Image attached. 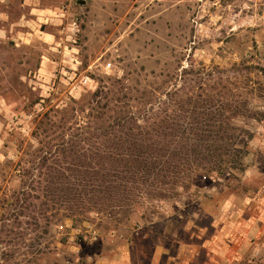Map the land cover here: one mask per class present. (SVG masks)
I'll use <instances>...</instances> for the list:
<instances>
[{"label":"rangeland","instance_id":"rangeland-1","mask_svg":"<svg viewBox=\"0 0 264 264\" xmlns=\"http://www.w3.org/2000/svg\"><path fill=\"white\" fill-rule=\"evenodd\" d=\"M79 1L42 0L40 7L52 11L50 20L34 24L35 30L22 26L23 34L14 27L0 43V264H93L128 244L136 263L148 264L145 254L135 253L144 249L150 255L155 244L163 243L173 256L181 239L199 246L192 264L263 263L264 0ZM17 12H11L10 23H16ZM73 21L78 26L74 37ZM72 57L80 64H72ZM201 74L221 82L233 106L243 104L248 87L258 88V97L250 96L258 121L245 117L233 122L255 133L245 173L181 188L154 207L137 206L122 222L93 214L73 220L61 215L51 217L50 234L41 235L36 224L46 221L39 212L21 218L17 229L13 217L7 220L6 200L21 191L20 174L31 167L36 150L44 142L63 141L53 131L38 133L40 121L47 122L43 115L57 112L62 118L72 102L118 80L140 97L177 82L185 92H197ZM39 99L43 101L35 105ZM135 106L140 107L138 102ZM57 155L64 160L61 152ZM6 228H14L20 237L6 238ZM211 238L206 248L204 242ZM222 238L229 240V254L223 253ZM207 250L212 260L205 258Z\"/></svg>","mask_w":264,"mask_h":264},{"label":"trees","instance_id":"trees-1","mask_svg":"<svg viewBox=\"0 0 264 264\" xmlns=\"http://www.w3.org/2000/svg\"><path fill=\"white\" fill-rule=\"evenodd\" d=\"M196 78L197 92H185L177 82L165 91H144L141 97L118 80L72 102L62 118L57 112L43 115L47 122L40 121L38 133L53 131L63 141L44 142L36 150L31 167L20 174L21 191L6 200L7 220L13 217L17 229L21 218L39 212L46 221L36 224L41 235H49L51 217L61 215L73 220L93 214L122 222L137 206L154 207L181 188L245 173L255 133L233 122L245 117L258 121V111L250 106L258 88L248 87L243 104L233 106L221 82L210 74ZM45 123L49 129H42ZM4 233L20 237L14 228Z\"/></svg>","mask_w":264,"mask_h":264},{"label":"crops","instance_id":"crops-1","mask_svg":"<svg viewBox=\"0 0 264 264\" xmlns=\"http://www.w3.org/2000/svg\"><path fill=\"white\" fill-rule=\"evenodd\" d=\"M40 2L42 0H19L17 5H15L14 0H0V43L2 39L7 38V34L13 31V28L16 27V32L18 34H23L22 26L26 25L35 30L34 24L37 25L39 21H44L47 23L50 20L48 14L52 12L49 7H40ZM14 9H18L17 14L19 13L18 19L15 24L10 23L7 19H11L12 13ZM8 21V22H7ZM21 26V27H20ZM29 35H32L31 33ZM262 216V214H261ZM210 241V242H209ZM214 238H211L204 242L205 247L207 248V243H212ZM176 251L175 255L170 256V248H167L163 243L155 244L152 248L151 254H146V251L139 250L135 254H142V258L144 254L148 259V264H161L160 260L166 256L165 264H192L196 262L198 258V250L199 246L197 244H188L183 242L182 239L180 242H176ZM219 245V243H218ZM220 245L226 251H223L224 254H229V240L222 238L220 240ZM208 251V250H207ZM132 246L128 244L119 249L118 254H113L109 257H97L93 264H141L139 261L136 263V259H134V255L132 254ZM170 254V255H169ZM206 260L210 258L213 259L212 252L205 253ZM136 257V256H135ZM141 257V256H140ZM170 257H173L170 259ZM212 264V262H210ZM202 264V263H196ZM203 264H207L203 262Z\"/></svg>","mask_w":264,"mask_h":264},{"label":"built area","instance_id":"built-area-1","mask_svg":"<svg viewBox=\"0 0 264 264\" xmlns=\"http://www.w3.org/2000/svg\"><path fill=\"white\" fill-rule=\"evenodd\" d=\"M77 29H78L77 22L73 21L70 25V30L72 31L73 37L75 36ZM71 60H72L71 63L75 64L76 66L80 64V62L78 61V59L76 57H72ZM107 67L110 68L111 65L109 64ZM74 71H77V68H74ZM84 80H85L84 84H88L89 82H91V80L88 77H86ZM73 88H75V87H73Z\"/></svg>","mask_w":264,"mask_h":264},{"label":"water","instance_id":"water-1","mask_svg":"<svg viewBox=\"0 0 264 264\" xmlns=\"http://www.w3.org/2000/svg\"><path fill=\"white\" fill-rule=\"evenodd\" d=\"M79 3H81V4H85L86 2H85V1H82V0H80V1H79Z\"/></svg>","mask_w":264,"mask_h":264}]
</instances>
